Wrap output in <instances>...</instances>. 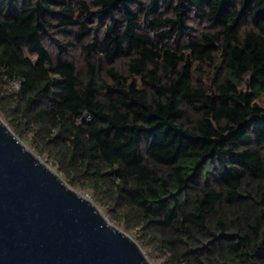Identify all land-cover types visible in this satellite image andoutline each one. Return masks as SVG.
<instances>
[{"label":"trees","instance_id":"obj_1","mask_svg":"<svg viewBox=\"0 0 264 264\" xmlns=\"http://www.w3.org/2000/svg\"><path fill=\"white\" fill-rule=\"evenodd\" d=\"M0 115L161 264H264V0H0Z\"/></svg>","mask_w":264,"mask_h":264},{"label":"water","instance_id":"obj_2","mask_svg":"<svg viewBox=\"0 0 264 264\" xmlns=\"http://www.w3.org/2000/svg\"><path fill=\"white\" fill-rule=\"evenodd\" d=\"M0 264H152L0 115Z\"/></svg>","mask_w":264,"mask_h":264},{"label":"rangeland","instance_id":"obj_3","mask_svg":"<svg viewBox=\"0 0 264 264\" xmlns=\"http://www.w3.org/2000/svg\"><path fill=\"white\" fill-rule=\"evenodd\" d=\"M24 142V141H23ZM25 143V142H24ZM26 144V143H25ZM27 145V144H26ZM54 169V168H53ZM60 174V173H59ZM76 189V188H75ZM78 191H80V190H78ZM82 194H87V193H85L84 191H80ZM89 195V197L94 201V199L91 197V195L90 194H88ZM95 202V201H94ZM96 203V202H95ZM97 204V203H96ZM98 206H99V204H97ZM99 208L102 210V212L109 218V220L112 222V223H114L116 226H118L119 228H121L122 230H124L121 226H119V224L118 223H116L115 221H113L110 217H109V215H107L106 213H105V211L101 208V206H99ZM125 231V230H124ZM127 232V231H126ZM128 234H130L132 237H134L135 238V235L134 234H132V233H129V232H127ZM136 239V238H135ZM137 240V239H136ZM144 251H145V253H146V250L145 249H143ZM146 255H147V253H146ZM147 257L149 258V256L147 255ZM149 260L152 262V264H161V262L160 261H155V260H153V259H150L149 258Z\"/></svg>","mask_w":264,"mask_h":264}]
</instances>
